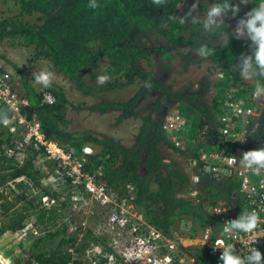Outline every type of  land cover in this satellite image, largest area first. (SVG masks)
<instances>
[{"label": "trees", "instance_id": "1", "mask_svg": "<svg viewBox=\"0 0 264 264\" xmlns=\"http://www.w3.org/2000/svg\"><path fill=\"white\" fill-rule=\"evenodd\" d=\"M13 1L19 5L21 16L35 15L37 22L0 18V42L20 40L32 47L35 57L47 59L51 69L65 76L78 90L88 94L105 92L140 79L142 84L131 99L102 100L89 106V110L100 114L117 111L118 121L136 118L138 103L146 96L151 97L140 117L141 123L133 143L125 146L107 134L90 129L69 131L66 114L69 100L64 89L52 84L47 90L55 96L54 104L42 103L40 93L24 73L12 64L20 77L24 94L30 100V106L23 111L24 115L39 119L45 135L67 148L72 147L80 152L87 144L98 147L97 153L89 155L87 168L101 166L105 180L112 186L133 184L137 192L136 204L146 221L166 236L172 237L175 221L185 217L191 224L192 234L188 237L206 228L214 237L220 231V222L209 212L208 206L222 201L232 205L237 212L241 207L238 182L234 177L213 178L206 172V164L199 159V152L206 147L217 146L222 141L221 125L217 118L221 114L225 94L234 91L239 97H252L257 79L255 84L246 89L240 85L239 71L233 68L236 57L241 53L251 54L250 41L235 37H230L228 41L226 37L221 45L206 43L215 50L208 58L216 66L215 69L220 70L221 77L213 84L214 97L209 104H205L193 93L172 91L141 66L142 60L150 59L158 50L162 56H166L165 48L150 49L140 45L137 37L142 32H153L168 40L172 47L187 44L199 48L204 44L196 38L180 37L181 33L189 29V26H181L178 22L179 5L184 0H167L165 5L159 7L153 5L151 0H97L100 5L97 9L88 7L90 0ZM232 2L238 3L239 0ZM260 2L247 0L249 11ZM170 15L176 16L177 20H168ZM225 32L232 33L228 28ZM101 66L104 67V74L111 76V80L102 86H89L83 78V72L95 78V71ZM173 103L186 122L185 129L178 134L185 144L183 150L175 148L169 134L162 129L164 116ZM256 123L260 127L252 135V147L257 138L264 135V107ZM13 145L0 126V236L11 232L20 237L19 230L28 220L36 225L53 226L59 214L54 210L38 209L30 198V188L39 185L40 172L33 164L38 151L23 164H18L5 154L7 148ZM165 148L193 162V168L200 177V195L196 205L178 197L179 192H184L188 178L176 161L163 156L162 150ZM5 186L10 187L12 198L3 191ZM45 240L54 243L52 248L37 249ZM72 242V238L61 237L60 231L35 238L28 264H68L71 260L68 247L72 246ZM180 247L197 264H213L206 248Z\"/></svg>", "mask_w": 264, "mask_h": 264}, {"label": "built area", "instance_id": "2", "mask_svg": "<svg viewBox=\"0 0 264 264\" xmlns=\"http://www.w3.org/2000/svg\"><path fill=\"white\" fill-rule=\"evenodd\" d=\"M1 69L0 109L7 111L12 124L0 126L14 143L5 154L23 164L38 151L33 164L40 172L39 185L30 188V198L38 209L54 210L59 214L53 226L36 225L28 220L19 230L21 238H38L60 231V236L73 239L72 246L68 247L71 255L68 264H197L180 247L175 233L172 237L166 236L146 221L136 204L137 192L133 184L112 186L105 180L101 166L87 168L89 155L97 153L99 148L94 150L88 144L80 152L67 148L45 135L39 119L35 116L27 118L23 111L30 106V100L24 94L20 77L17 78L15 70ZM54 73L58 82L55 80L53 84H59L65 76ZM30 83L40 93L42 103L54 104L55 96L49 90L32 79ZM235 93L229 91L225 94L217 118L222 141L199 152V159L206 164L205 170L213 178L234 177L238 182L241 207L236 212L232 205L222 201L208 206L209 212L220 222V231L214 237L207 228L198 234L195 245L206 248L213 264H222L219 260L222 250L216 243L221 239L226 244H233L236 253L242 257L250 254L251 247H256L264 255V223L259 225L254 236L240 232L227 239L222 231L226 221L237 219L242 212H256L264 221V174L253 175L239 164H229L225 159L229 156L240 159L243 152L264 147V135L257 138L253 147L250 146L252 135H246L251 133L264 103L253 96L246 99ZM185 125L176 106L166 112L162 129L169 134L173 146L180 150L185 144L178 134ZM188 162L191 166L186 172L188 183L178 197L196 205L200 177L193 162L190 159ZM4 188L3 191L12 198L10 187ZM217 209L223 213L217 214Z\"/></svg>", "mask_w": 264, "mask_h": 264}, {"label": "rangeland", "instance_id": "3", "mask_svg": "<svg viewBox=\"0 0 264 264\" xmlns=\"http://www.w3.org/2000/svg\"><path fill=\"white\" fill-rule=\"evenodd\" d=\"M195 2L196 0H184L179 5L178 19L187 14ZM213 3H215V0H199V6L196 9V13L193 15L198 14L200 19L203 20L208 8ZM249 9L248 5H242L238 16L234 19L226 18L224 29L214 33H206L200 25H194L189 22L184 25L185 27L189 26V29L181 33L180 37L182 39L196 38L200 40V43H207L214 46L221 45L226 40V36L223 35L226 28L233 32L238 20L243 18ZM19 10V5L13 0H0V18L10 17L24 22H37L35 15L21 16ZM229 17H231V15H229ZM139 35L137 41H139V44L143 47L150 49L165 48L166 51L165 57L162 56L161 52L158 50L151 55L150 59L142 60L141 66L143 70L150 71L156 79L162 80L163 83L174 92L187 91L195 94L197 99L202 103L209 104L211 102L215 94L213 84L221 77V73L220 70L215 69L216 66L209 58L205 59L199 57L195 54L197 47H192L187 44H179L172 47L169 45L168 40L153 32H142V34ZM12 64L19 68L30 82L31 79L33 80V71L35 72L44 67L53 71L47 59L35 57L33 55L32 47L24 45L20 40H4L0 42V67L2 69L14 71ZM95 74V78H91L88 72H83V78L89 86H100L96 81L99 75H104V67L101 66L97 69ZM16 75L18 78L19 75ZM239 81L241 86L248 89L250 85L255 84L256 78L245 80L240 75ZM56 82H58L57 79ZM54 84L64 89L69 100L66 113L69 121V131L78 132L90 129L98 133L107 134L125 146H130L133 143L141 123L140 117L144 114V109L151 98L150 96H146L138 103L136 118H128L121 121H118L119 113L117 111H108L100 114L89 110L88 107L102 100L127 101L131 99L142 84L140 79H136L121 88L105 92H93L91 94L78 90L75 84L66 77H64L59 84ZM174 106H176L175 103L171 104L169 109ZM93 147L94 150L98 148L95 146ZM162 154L165 158L176 161L185 173L190 171L191 166L187 157L166 148L162 150ZM174 233L183 241L188 238V235L192 234L189 219L184 217L176 220L174 223ZM199 233L200 231L193 235L196 236ZM34 239L35 238L28 237L23 239L11 232H5L0 236V253H3L5 258H11V264H22L26 258L29 259L30 257V249ZM49 241L50 240H45L36 248H47L49 250L54 244H50ZM183 241H181V245L188 246V244H186V242L183 243Z\"/></svg>", "mask_w": 264, "mask_h": 264}, {"label": "clouds", "instance_id": "4", "mask_svg": "<svg viewBox=\"0 0 264 264\" xmlns=\"http://www.w3.org/2000/svg\"><path fill=\"white\" fill-rule=\"evenodd\" d=\"M151 2L159 7L165 5L167 0H151ZM247 4V0H239L238 3H233L232 0H218V2L210 5L205 18L201 20L198 14L193 15L199 6V0H196L187 14L180 17L178 22L181 26L189 22L194 25H201L204 32L214 33L225 27L226 18H236L241 11V5ZM88 7L97 9L100 5L97 0H90ZM229 13H231V17H229ZM168 20L176 21L177 17L170 15ZM223 35L228 38V41L230 37L250 41L249 51L251 54L241 53L236 57V63L233 68L239 71L241 77L245 80L257 79L252 96L254 99L264 100V83H261V80H264V0H261L256 7L246 12L244 17L238 20L231 34L225 32ZM214 51V49H210L206 44H203L195 50V54L207 59L214 54ZM32 75L35 84L45 89L50 88L56 80V74L46 67L36 70ZM110 80L111 76L104 74L99 75L96 82L102 86ZM0 124L5 126L12 124L7 111L3 109H0ZM259 127L260 125L256 123L252 132H247L246 135H255L256 129ZM243 141L244 139L241 142ZM225 159H227L229 164H239L253 175L261 176L264 174V147L243 152L240 159H237L236 156H229ZM220 213L223 212L217 209V214ZM261 223H264V221L260 220L256 212H242L237 219L226 221L223 224L222 231L227 239L234 238V235L240 232L254 236ZM256 241L257 239L254 243ZM216 243L219 249L222 250V254L219 257L222 264H264V255L256 247H251L249 249L250 254L242 257L236 253L234 245L226 244L224 239L218 240ZM0 264H11V258H5L3 253H0Z\"/></svg>", "mask_w": 264, "mask_h": 264}, {"label": "crops", "instance_id": "5", "mask_svg": "<svg viewBox=\"0 0 264 264\" xmlns=\"http://www.w3.org/2000/svg\"><path fill=\"white\" fill-rule=\"evenodd\" d=\"M197 239H198V235L191 237V238L188 237V238L184 239V241L181 240V238H179V241H180V243H181V241H183V243L186 242V244H188V246H197V245H195L197 243Z\"/></svg>", "mask_w": 264, "mask_h": 264}, {"label": "water", "instance_id": "6", "mask_svg": "<svg viewBox=\"0 0 264 264\" xmlns=\"http://www.w3.org/2000/svg\"><path fill=\"white\" fill-rule=\"evenodd\" d=\"M27 263H28V258H26L22 264H27Z\"/></svg>", "mask_w": 264, "mask_h": 264}]
</instances>
